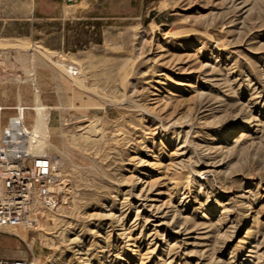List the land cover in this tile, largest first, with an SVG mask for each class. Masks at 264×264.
I'll return each instance as SVG.
<instances>
[{
    "label": "rangeland",
    "instance_id": "rangeland-1",
    "mask_svg": "<svg viewBox=\"0 0 264 264\" xmlns=\"http://www.w3.org/2000/svg\"><path fill=\"white\" fill-rule=\"evenodd\" d=\"M39 6L0 16L1 118L39 92L59 204L0 257L264 264V0Z\"/></svg>",
    "mask_w": 264,
    "mask_h": 264
},
{
    "label": "built area",
    "instance_id": "built-area-1",
    "mask_svg": "<svg viewBox=\"0 0 264 264\" xmlns=\"http://www.w3.org/2000/svg\"><path fill=\"white\" fill-rule=\"evenodd\" d=\"M9 116L0 127V229L36 227L59 204L58 175L51 155L33 147L26 122ZM0 264H30L0 257Z\"/></svg>",
    "mask_w": 264,
    "mask_h": 264
},
{
    "label": "bare ground",
    "instance_id": "bare-ground-1",
    "mask_svg": "<svg viewBox=\"0 0 264 264\" xmlns=\"http://www.w3.org/2000/svg\"><path fill=\"white\" fill-rule=\"evenodd\" d=\"M2 108L3 106L0 105V127L3 125L2 118H1ZM18 108L20 109V113L23 116L22 106L18 105ZM30 108L33 111H32V114L30 115L29 122L26 123V129L30 135V140L32 142L33 147H35L38 150L46 151L47 141L45 137L48 131L46 111H45V106L42 103L41 96L37 90L35 91L33 95V100H32V104L30 105ZM17 114L13 116L18 117ZM13 227H21V226H13ZM21 234L22 236H25L24 229L21 230Z\"/></svg>",
    "mask_w": 264,
    "mask_h": 264
},
{
    "label": "crops",
    "instance_id": "crops-1",
    "mask_svg": "<svg viewBox=\"0 0 264 264\" xmlns=\"http://www.w3.org/2000/svg\"><path fill=\"white\" fill-rule=\"evenodd\" d=\"M41 2L43 0H0V16L25 20L34 17H48L38 12Z\"/></svg>",
    "mask_w": 264,
    "mask_h": 264
}]
</instances>
